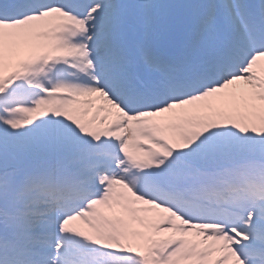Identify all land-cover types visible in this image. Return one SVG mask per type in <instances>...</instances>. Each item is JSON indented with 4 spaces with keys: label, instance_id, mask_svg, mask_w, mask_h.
<instances>
[{
    "label": "snow or ice",
    "instance_id": "6c2138e0",
    "mask_svg": "<svg viewBox=\"0 0 264 264\" xmlns=\"http://www.w3.org/2000/svg\"><path fill=\"white\" fill-rule=\"evenodd\" d=\"M0 264H264V0H0Z\"/></svg>",
    "mask_w": 264,
    "mask_h": 264
}]
</instances>
